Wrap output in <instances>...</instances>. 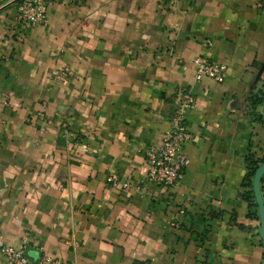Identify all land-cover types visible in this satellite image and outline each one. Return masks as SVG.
I'll return each instance as SVG.
<instances>
[{
	"label": "crops",
	"instance_id": "1",
	"mask_svg": "<svg viewBox=\"0 0 264 264\" xmlns=\"http://www.w3.org/2000/svg\"><path fill=\"white\" fill-rule=\"evenodd\" d=\"M46 23L0 0V237L31 264H264L242 199L264 151V0H47ZM224 64L194 78V57ZM69 66L71 78L56 80ZM189 91V159L145 185V153ZM46 103L47 122L29 123ZM40 127L43 132L40 133ZM109 177L128 182L111 187ZM0 264H6L0 254Z\"/></svg>",
	"mask_w": 264,
	"mask_h": 264
},
{
	"label": "built area",
	"instance_id": "2",
	"mask_svg": "<svg viewBox=\"0 0 264 264\" xmlns=\"http://www.w3.org/2000/svg\"><path fill=\"white\" fill-rule=\"evenodd\" d=\"M47 0H19L15 6L14 22L22 25H42L46 23ZM194 67V78L200 81L207 77L215 82H222L227 75L224 64L210 61L206 57H194L191 61ZM73 72L69 66H63L54 73L56 80L71 78ZM195 99L189 91H180L177 96L173 114L169 120V128L163 134L157 147L149 148L145 153L146 173L142 183L173 188L183 178L189 164L184 144L192 138L187 126V115L193 108ZM29 123L44 125L47 122L46 103H41V109L35 111L27 120ZM40 133L43 132L40 127ZM111 187L120 186L129 189L128 182H119L112 177L107 179ZM26 239L22 238V248L7 245L0 237V254L6 264H31L25 254ZM42 264H63L59 259L43 255Z\"/></svg>",
	"mask_w": 264,
	"mask_h": 264
},
{
	"label": "trees",
	"instance_id": "3",
	"mask_svg": "<svg viewBox=\"0 0 264 264\" xmlns=\"http://www.w3.org/2000/svg\"><path fill=\"white\" fill-rule=\"evenodd\" d=\"M264 104V84L262 87V90H259L256 94H253L249 98V106L250 109L254 110L257 106H262ZM259 121L261 123L263 122L262 116H257ZM264 162V151L256 155V153H249L246 156L245 163H246V174L243 179L242 186L246 190L242 193V199H244L245 202H247L249 208L253 209L254 216L257 217V206L254 201V196L252 192V180L255 174V171L257 168ZM260 193L262 196V199L264 201V176L260 180ZM258 218V217H257Z\"/></svg>",
	"mask_w": 264,
	"mask_h": 264
},
{
	"label": "water",
	"instance_id": "4",
	"mask_svg": "<svg viewBox=\"0 0 264 264\" xmlns=\"http://www.w3.org/2000/svg\"><path fill=\"white\" fill-rule=\"evenodd\" d=\"M19 0H17L18 2ZM261 116L264 122V104L262 107ZM264 176V162L257 168L255 171L253 180H252V192L254 196V201L257 206L258 220H259V237L262 242L264 250V201L260 193V180Z\"/></svg>",
	"mask_w": 264,
	"mask_h": 264
}]
</instances>
